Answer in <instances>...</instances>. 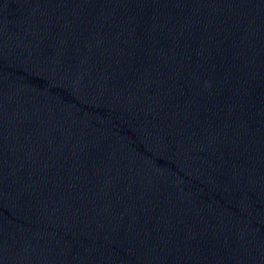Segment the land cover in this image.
Wrapping results in <instances>:
<instances>
[{
    "label": "water",
    "instance_id": "1",
    "mask_svg": "<svg viewBox=\"0 0 264 264\" xmlns=\"http://www.w3.org/2000/svg\"><path fill=\"white\" fill-rule=\"evenodd\" d=\"M0 264H264V115L127 0H0Z\"/></svg>",
    "mask_w": 264,
    "mask_h": 264
}]
</instances>
